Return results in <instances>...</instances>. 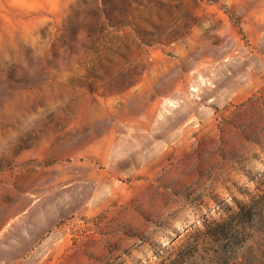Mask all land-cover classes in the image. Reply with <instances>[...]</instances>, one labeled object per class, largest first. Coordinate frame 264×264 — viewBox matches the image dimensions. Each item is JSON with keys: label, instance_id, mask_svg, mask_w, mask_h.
I'll use <instances>...</instances> for the list:
<instances>
[{"label": "rangeland", "instance_id": "374dc122", "mask_svg": "<svg viewBox=\"0 0 264 264\" xmlns=\"http://www.w3.org/2000/svg\"><path fill=\"white\" fill-rule=\"evenodd\" d=\"M263 191L264 0H0V264H264Z\"/></svg>", "mask_w": 264, "mask_h": 264}, {"label": "trees", "instance_id": "16d2710c", "mask_svg": "<svg viewBox=\"0 0 264 264\" xmlns=\"http://www.w3.org/2000/svg\"><path fill=\"white\" fill-rule=\"evenodd\" d=\"M254 196H253L254 197L253 201L249 203V205H245L246 207L239 211L238 213L239 215L240 214L252 215L254 213H257L258 210L264 209V191L259 194H255ZM262 212H264V210Z\"/></svg>", "mask_w": 264, "mask_h": 264}]
</instances>
